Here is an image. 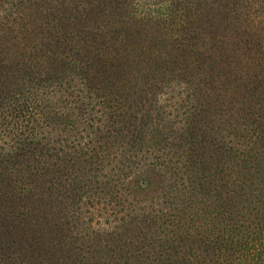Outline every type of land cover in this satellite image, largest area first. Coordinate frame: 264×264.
Returning <instances> with one entry per match:
<instances>
[{
	"label": "trees",
	"instance_id": "obj_1",
	"mask_svg": "<svg viewBox=\"0 0 264 264\" xmlns=\"http://www.w3.org/2000/svg\"><path fill=\"white\" fill-rule=\"evenodd\" d=\"M0 264H264V0H0Z\"/></svg>",
	"mask_w": 264,
	"mask_h": 264
}]
</instances>
